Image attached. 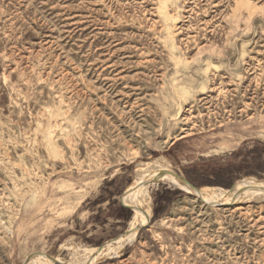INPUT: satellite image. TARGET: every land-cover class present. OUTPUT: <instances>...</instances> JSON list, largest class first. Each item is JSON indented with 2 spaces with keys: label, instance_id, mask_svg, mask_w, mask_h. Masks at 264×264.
Here are the masks:
<instances>
[{
  "label": "rangeland",
  "instance_id": "rangeland-1",
  "mask_svg": "<svg viewBox=\"0 0 264 264\" xmlns=\"http://www.w3.org/2000/svg\"><path fill=\"white\" fill-rule=\"evenodd\" d=\"M258 181L264 0H0V264H264Z\"/></svg>",
  "mask_w": 264,
  "mask_h": 264
},
{
  "label": "bare ground",
  "instance_id": "bare-ground-1",
  "mask_svg": "<svg viewBox=\"0 0 264 264\" xmlns=\"http://www.w3.org/2000/svg\"><path fill=\"white\" fill-rule=\"evenodd\" d=\"M158 164V163H157ZM152 165V164H151ZM160 165V164H159ZM162 165V164H161ZM154 168L156 167V170L154 171V176H167V177H170L172 178L171 175H169L168 172H172V170L168 171V168L167 166L166 167H163L162 166H153ZM146 172H148V170H146ZM135 181V180H134ZM261 181H258L256 183H254L252 185V188H249L247 191H240V190H231V195H234V198L236 197H239L242 193H246V195H251V196H254L257 194H261V192H264V184H262L260 187L258 188H255L258 184H260ZM135 185L137 187V182H135ZM183 185V184H182ZM146 186H144L141 182L139 184V189H138V193H137V200H136V203L138 205L137 207V211H136V214L134 216V224L136 226L137 223L143 225L146 223V220H147V214L149 213V211L151 210V206L149 205V203L147 205H145V192H146ZM182 187H185V186H182ZM229 190H224L222 188H212L211 190L210 189H207V188H204L203 190H199L198 193L199 195L202 197H205V198H208V199H211V198H219L221 196L224 197V194L225 193H228ZM228 195V194H227ZM230 195V196H231ZM243 195V196H244ZM245 195V196H246ZM244 196V197H245ZM222 197V198H223ZM247 197V196H246ZM243 198V197H242ZM251 198V197H250ZM230 199V198H229ZM246 199V198H244ZM249 199V198H248ZM122 200L124 201V203L126 205H128L129 207L130 204L122 197ZM232 200V199H231ZM230 200V201H231ZM229 201V202H230ZM235 201V200H234ZM233 201V202H234ZM238 202V201H236ZM127 237L128 238H132L133 237V233H129L127 234ZM104 249V248H103ZM103 249H98V251H102ZM109 249V248H108ZM104 253V252H103ZM89 254V253H88ZM85 255V254H84ZM87 255V254H86ZM82 257V256H81ZM99 259V258H98ZM80 261V259H79Z\"/></svg>",
  "mask_w": 264,
  "mask_h": 264
},
{
  "label": "crops",
  "instance_id": "crops-1",
  "mask_svg": "<svg viewBox=\"0 0 264 264\" xmlns=\"http://www.w3.org/2000/svg\"><path fill=\"white\" fill-rule=\"evenodd\" d=\"M123 198L130 204L131 208L134 210V213H135V205H136V187H135V184L131 185L124 192ZM134 213H133V215H134ZM150 213H151V210L149 211V213L147 215H149ZM133 215H132V217H133ZM132 217H131V219H132Z\"/></svg>",
  "mask_w": 264,
  "mask_h": 264
},
{
  "label": "trees",
  "instance_id": "trees-1",
  "mask_svg": "<svg viewBox=\"0 0 264 264\" xmlns=\"http://www.w3.org/2000/svg\"><path fill=\"white\" fill-rule=\"evenodd\" d=\"M226 171L224 168H220L219 170H216V171H211V174L212 175H215V176H219L221 174H223V172ZM207 182H216V183H219L221 185H223L224 187H229L231 182H228V183H224V182H221V181H207ZM239 186L237 184H234L233 188H238ZM127 211H129L128 208H126Z\"/></svg>",
  "mask_w": 264,
  "mask_h": 264
},
{
  "label": "water",
  "instance_id": "water-1",
  "mask_svg": "<svg viewBox=\"0 0 264 264\" xmlns=\"http://www.w3.org/2000/svg\"><path fill=\"white\" fill-rule=\"evenodd\" d=\"M168 173H170V174H172L173 176H176V177H178L179 175L177 174V173H175V172H168ZM183 180V182L184 183H186L187 185H189L190 187H192V188H195L187 179H185V178H183L182 179Z\"/></svg>",
  "mask_w": 264,
  "mask_h": 264
}]
</instances>
